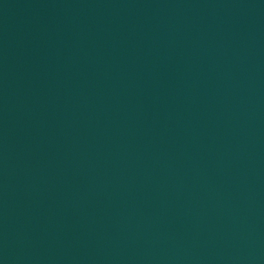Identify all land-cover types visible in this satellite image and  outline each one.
Listing matches in <instances>:
<instances>
[{
  "label": "water",
  "instance_id": "obj_1",
  "mask_svg": "<svg viewBox=\"0 0 264 264\" xmlns=\"http://www.w3.org/2000/svg\"><path fill=\"white\" fill-rule=\"evenodd\" d=\"M0 264H264V0H0Z\"/></svg>",
  "mask_w": 264,
  "mask_h": 264
}]
</instances>
